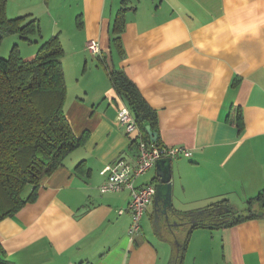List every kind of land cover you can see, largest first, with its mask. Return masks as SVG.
<instances>
[{
	"label": "crops",
	"instance_id": "1",
	"mask_svg": "<svg viewBox=\"0 0 264 264\" xmlns=\"http://www.w3.org/2000/svg\"><path fill=\"white\" fill-rule=\"evenodd\" d=\"M7 15L36 20L40 45L60 38L66 117L77 138L88 134L42 180L34 202L0 222L9 261L171 264L186 244L183 264H264V218L191 229L178 215L222 200L243 210L264 190V0H7ZM90 41L99 44L97 55L88 51ZM113 69L125 72L156 111L161 146L192 152L170 164V223L183 228L171 249L162 230L144 224L151 207L155 220L165 221L162 201L153 199L131 241L130 191L100 190L108 165L134 164L138 155L139 133L116 120L129 106L111 83ZM156 166L138 186L155 185Z\"/></svg>",
	"mask_w": 264,
	"mask_h": 264
},
{
	"label": "trees",
	"instance_id": "2",
	"mask_svg": "<svg viewBox=\"0 0 264 264\" xmlns=\"http://www.w3.org/2000/svg\"><path fill=\"white\" fill-rule=\"evenodd\" d=\"M25 19L9 18L7 0H0V43L11 34H18L28 42L31 37H40L39 23L36 20L25 23ZM122 30L123 20L119 19L115 27V43L120 42ZM64 55L61 40L55 36L44 41L31 60H25L17 48L9 59L0 56V222L33 203L42 180L52 175L87 140L88 134L80 138L75 136L66 117ZM110 80L117 94L136 115L135 121L143 139L152 141L146 126L157 132L156 111L125 72L113 69ZM237 126L243 128L240 114ZM154 143L161 146L159 134ZM29 187L31 192L25 197ZM178 215L187 220L194 215L196 222L190 223L191 229L229 228L264 218V190L249 199L243 210L233 207L229 200H222L202 210ZM185 248L186 244L171 264H183ZM0 264H13L1 245Z\"/></svg>",
	"mask_w": 264,
	"mask_h": 264
},
{
	"label": "built area",
	"instance_id": "3",
	"mask_svg": "<svg viewBox=\"0 0 264 264\" xmlns=\"http://www.w3.org/2000/svg\"><path fill=\"white\" fill-rule=\"evenodd\" d=\"M87 49L92 55L99 53V44L96 41H90ZM117 122L126 125L129 134L139 133L138 155L134 164L120 159L115 163L108 165L103 171V175H108V180L100 190L102 193L120 192L125 189L131 193V202L129 211L132 222L128 229V237L131 241L141 232V223L147 209L153 203L156 194L154 184L138 186L137 181L147 174L163 158L176 159L180 156L190 158L192 152L184 147H166L158 146L153 141L143 139L138 129L135 118L128 107L122 108L117 115ZM123 213V211H120Z\"/></svg>",
	"mask_w": 264,
	"mask_h": 264
},
{
	"label": "rangeland",
	"instance_id": "4",
	"mask_svg": "<svg viewBox=\"0 0 264 264\" xmlns=\"http://www.w3.org/2000/svg\"><path fill=\"white\" fill-rule=\"evenodd\" d=\"M36 37H31V42L25 41L18 34H11L5 37L0 43V56L4 59H9L12 55V52L15 48L19 50L20 55L26 59L31 60L37 54L40 44L35 42ZM34 53V55H33ZM31 188L29 187L25 192V197L28 196ZM148 225L151 230L163 231L166 237L170 240L171 243L168 244L169 249L173 247V244L178 243V236L183 231V228L178 226L177 222H171L168 225L165 221L160 222V224L154 218V207H151L148 214H146L144 224Z\"/></svg>",
	"mask_w": 264,
	"mask_h": 264
},
{
	"label": "water",
	"instance_id": "5",
	"mask_svg": "<svg viewBox=\"0 0 264 264\" xmlns=\"http://www.w3.org/2000/svg\"><path fill=\"white\" fill-rule=\"evenodd\" d=\"M136 116V115H135ZM147 133L153 142L158 140V133L153 131L152 128L148 125L146 126ZM171 160L170 158H163L158 160L156 177H155V205H158L159 200L163 202V209L161 211L165 222L170 225L171 215L175 214V209L171 204V190H172V176L173 172L171 169ZM167 167V168H165ZM158 216V215H157ZM191 224H195L196 220L194 215L190 219Z\"/></svg>",
	"mask_w": 264,
	"mask_h": 264
}]
</instances>
